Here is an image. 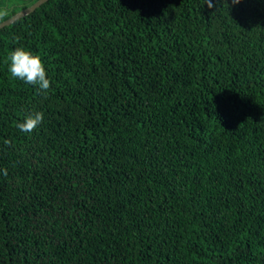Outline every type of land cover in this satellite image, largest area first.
Listing matches in <instances>:
<instances>
[{
    "label": "trees",
    "instance_id": "trees-1",
    "mask_svg": "<svg viewBox=\"0 0 264 264\" xmlns=\"http://www.w3.org/2000/svg\"><path fill=\"white\" fill-rule=\"evenodd\" d=\"M211 3L46 0L0 27V264H264V0ZM21 46L46 95L10 75Z\"/></svg>",
    "mask_w": 264,
    "mask_h": 264
},
{
    "label": "clouds",
    "instance_id": "clouds-1",
    "mask_svg": "<svg viewBox=\"0 0 264 264\" xmlns=\"http://www.w3.org/2000/svg\"><path fill=\"white\" fill-rule=\"evenodd\" d=\"M233 4H238L240 0H232ZM209 8L213 7L211 0H206ZM5 15L4 11H0V16ZM8 71L14 79H19L27 84L35 85L38 90L47 94L51 87V81L48 78L47 70L41 56L24 47H16L8 56ZM44 119V114L40 111L30 113L24 117L22 122H18L16 127L25 133L33 132ZM10 144V141H5ZM3 174L7 175V170H3Z\"/></svg>",
    "mask_w": 264,
    "mask_h": 264
},
{
    "label": "water",
    "instance_id": "water-1",
    "mask_svg": "<svg viewBox=\"0 0 264 264\" xmlns=\"http://www.w3.org/2000/svg\"><path fill=\"white\" fill-rule=\"evenodd\" d=\"M46 0H36L34 1L31 5L15 12L14 14H12L11 16H9L8 18L4 19L3 21L0 22V27L3 25H7L9 23H11L12 21H14L15 19L31 12L35 7L39 6L42 2H44Z\"/></svg>",
    "mask_w": 264,
    "mask_h": 264
}]
</instances>
